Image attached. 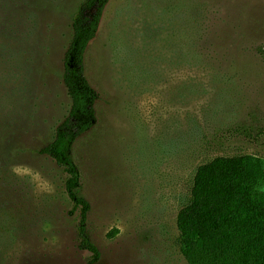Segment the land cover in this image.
<instances>
[{
  "label": "rangeland",
  "instance_id": "rangeland-1",
  "mask_svg": "<svg viewBox=\"0 0 264 264\" xmlns=\"http://www.w3.org/2000/svg\"><path fill=\"white\" fill-rule=\"evenodd\" d=\"M84 1L22 0L9 12L14 55L0 68L15 102L0 120V206L18 229L4 264L91 261L67 174L38 153L71 109L64 60ZM85 73L98 123L73 159L98 264H188L177 219L199 167L244 156L264 168V137L226 134L264 128V0H113Z\"/></svg>",
  "mask_w": 264,
  "mask_h": 264
},
{
  "label": "trees",
  "instance_id": "trees-1",
  "mask_svg": "<svg viewBox=\"0 0 264 264\" xmlns=\"http://www.w3.org/2000/svg\"><path fill=\"white\" fill-rule=\"evenodd\" d=\"M113 0H86L73 18V39L65 54L64 85L71 99L68 117L58 127L52 143L38 151L51 158L67 174L66 193L80 212L78 236L81 247L98 264L101 252L92 242L87 223L90 202L81 195V172L73 159L76 142L98 123L96 106L99 93L85 73V56L96 38L104 15ZM22 0H0V64L13 58L4 41L13 34L15 23L9 12L20 8ZM22 11V9L20 8ZM0 68V120L13 115L15 98L6 91L7 74ZM227 137H242L259 142L264 128L238 126ZM231 139V138H230ZM264 168L252 157H218L199 167L194 178L192 199L178 215L181 252L188 264H264ZM0 206V264L13 246L16 221Z\"/></svg>",
  "mask_w": 264,
  "mask_h": 264
}]
</instances>
